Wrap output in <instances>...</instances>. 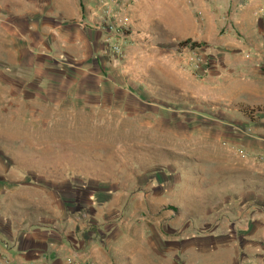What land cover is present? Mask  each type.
I'll return each instance as SVG.
<instances>
[{
  "label": "rangeland",
  "instance_id": "1",
  "mask_svg": "<svg viewBox=\"0 0 264 264\" xmlns=\"http://www.w3.org/2000/svg\"><path fill=\"white\" fill-rule=\"evenodd\" d=\"M130 3L0 0V264H264V0H180L148 37Z\"/></svg>",
  "mask_w": 264,
  "mask_h": 264
},
{
  "label": "crops",
  "instance_id": "2",
  "mask_svg": "<svg viewBox=\"0 0 264 264\" xmlns=\"http://www.w3.org/2000/svg\"><path fill=\"white\" fill-rule=\"evenodd\" d=\"M166 1L167 0H132V3H130L129 5H126L125 10L130 12L129 20H130L134 35L141 34L143 36L148 37L149 35H146V33H144L143 31H150V30H151L152 35L158 34L157 31H153V28L158 27L159 20H161V17L164 18V15L167 13L169 14H176V13L180 14L181 13V4L179 3L180 0H175L177 3L172 2V0H169L170 3H165ZM168 5L172 8L171 13L167 12L166 10V7H168ZM5 161L6 160L0 161L2 162L0 163V166L3 165ZM7 165L11 166V162L9 161ZM19 183L20 181H17L13 184L8 185L5 182V175L0 174V208L4 205H9V206H13L15 209L17 208L20 210L19 204L17 202H13V200H11L12 197L8 195V190L11 188H16V186L21 185V183L20 184ZM42 186H43L42 180L34 182V188H36V190L38 187L44 188ZM39 190H43V189H39ZM46 191H49L52 193V195H49L50 203L45 204L46 207L44 208L45 210L44 213L47 215H42V213H33L32 219L30 218L24 221L25 223L27 221H32L31 226L27 227L26 230H27V233L31 235V239L33 242L41 241V238H39L36 235H33L34 232H38V231H43L45 233L54 232L53 231L54 229L51 230L49 227H47L48 224H45L46 227L42 226V224L44 223H42L41 221L43 220L39 221L38 218H41L42 216H44L43 218L44 220L48 218L52 221L54 219L55 211H57V214H59L61 213V209H64L63 201H62L64 200L63 193H59V190L53 187L47 188ZM53 191H55L57 194L54 195ZM16 192H20V197H22L21 194L23 195V192L18 191V190H16ZM10 194L12 196V193ZM23 197L27 198V195L25 194V192H24ZM37 199H38V196L36 194H34V196L31 195L28 200L29 204L37 202ZM6 218L7 217L5 216V214H2V215L0 214V224L2 223L4 225ZM64 221H66L65 223H68L69 218L65 219ZM39 222H41V224H39ZM74 238L75 239H72V240H68L67 238H64L62 239V242L58 244V246H60V248H62L63 250L68 251V254L72 251L70 246L74 245V242L78 244V247L81 246V248L82 247L84 248L85 242L83 243V239L78 238V237H74ZM48 242L49 241L45 242L46 248L47 247L49 248V246L53 244V242L51 241L49 243ZM92 246H100V245L93 243V244H90L88 248L84 249V252L74 251L75 254L73 255V258L75 259V261L78 262L79 264H114L113 260L107 254L103 253V251L98 248L92 249L93 248ZM42 257L45 258L46 255L41 256V255L34 254V256H32L33 258L32 261L41 260ZM43 261H46L45 264H47V262H51V260L49 259H45ZM32 264H35V263L33 262Z\"/></svg>",
  "mask_w": 264,
  "mask_h": 264
},
{
  "label": "trees",
  "instance_id": "3",
  "mask_svg": "<svg viewBox=\"0 0 264 264\" xmlns=\"http://www.w3.org/2000/svg\"><path fill=\"white\" fill-rule=\"evenodd\" d=\"M180 46H197L198 43H196L195 41H191V39L187 38L185 40H182L179 42ZM240 112L244 115L250 118V113L248 111H246V109H241Z\"/></svg>",
  "mask_w": 264,
  "mask_h": 264
}]
</instances>
